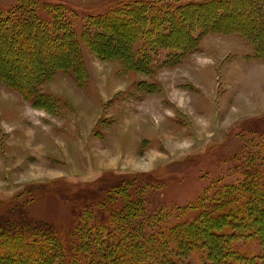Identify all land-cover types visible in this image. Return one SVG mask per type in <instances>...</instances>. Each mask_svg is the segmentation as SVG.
Returning a JSON list of instances; mask_svg holds the SVG:
<instances>
[{
	"label": "rangeland",
	"instance_id": "obj_1",
	"mask_svg": "<svg viewBox=\"0 0 264 264\" xmlns=\"http://www.w3.org/2000/svg\"><path fill=\"white\" fill-rule=\"evenodd\" d=\"M120 1L25 0L23 13L28 6L34 15L43 8L51 15L56 8L59 19L52 25L62 24L66 16L78 37L85 30L89 40L94 23L83 17ZM239 1L233 3L236 11L243 7ZM18 3L0 0V10L11 12ZM199 12L208 18L212 13ZM17 16V23L25 20ZM50 18L42 20L45 28ZM45 34L38 28L36 42L29 38L8 50L0 56V67L39 73L60 60V47L46 41ZM250 53L252 48L236 34L208 33L181 63L162 64L166 53L160 50L138 72L121 60H102L82 45L84 78L76 80L66 70L48 79L36 77L42 95L35 103L0 83V206L18 204L35 221L72 231V210L81 204V194L89 184L100 188L103 183L105 202L112 208L131 200L148 215L168 212L174 218L175 209L208 199L221 181L236 184L239 167L248 162L264 171V82L258 74L254 81L251 73L247 76L264 61ZM120 176L130 183L116 186ZM106 178L117 180L109 185ZM60 188L68 200L55 194ZM23 192L32 201L21 202ZM143 214L136 215L142 219ZM24 258L22 264L30 260ZM83 260L91 263V255ZM184 261L200 264L194 255Z\"/></svg>",
	"mask_w": 264,
	"mask_h": 264
},
{
	"label": "trees",
	"instance_id": "obj_2",
	"mask_svg": "<svg viewBox=\"0 0 264 264\" xmlns=\"http://www.w3.org/2000/svg\"><path fill=\"white\" fill-rule=\"evenodd\" d=\"M237 1L123 0L102 13L83 17L95 28L92 39L85 40V30L78 37L66 16L62 24L50 23L59 19L56 8L50 9L51 15L47 8L34 15L28 6L24 14L25 0H19L11 12L0 10V56L29 38L36 42L33 33L40 27L47 31L43 38L54 41L63 56L39 73L32 69L20 72L3 64L0 83L35 103L42 95L36 77L48 79L55 71L66 70L76 80L84 78L82 45L102 60L118 59L127 69L142 72L141 63L160 50L166 53L162 64L181 63L208 33L236 34L252 48L250 57L264 61V0H240L243 7L239 11L234 9ZM58 6L63 12L70 11ZM202 9H211L210 18L200 14ZM45 15L51 17L49 28L42 25ZM15 16L25 20L17 23ZM250 165L237 167L236 184L221 181L208 199L203 196L175 209L174 218L168 212L148 215L131 200L112 208L105 202L103 183L100 188L89 184L81 194V204L72 210V231L59 223L35 221L18 204L4 203L0 206V264H22L26 256L30 259L26 264H56L57 260L59 264H86L85 254L91 255L89 264H188L184 259L189 255L196 256L200 264H264V171ZM115 180L105 179L109 185ZM128 183L130 179L121 176L115 182L116 186ZM64 191L54 192L66 201L70 196ZM19 196L21 202L32 201L30 194ZM143 212L139 219L136 214Z\"/></svg>",
	"mask_w": 264,
	"mask_h": 264
},
{
	"label": "crops",
	"instance_id": "obj_3",
	"mask_svg": "<svg viewBox=\"0 0 264 264\" xmlns=\"http://www.w3.org/2000/svg\"><path fill=\"white\" fill-rule=\"evenodd\" d=\"M250 73L252 74L251 76H250ZM254 74H258L257 77H261L262 81L264 82L263 77H262L264 75V62L262 64H255V67H253L252 70L249 72L247 76H250L249 78L251 79V81H254V77H253Z\"/></svg>",
	"mask_w": 264,
	"mask_h": 264
},
{
	"label": "bare ground",
	"instance_id": "obj_4",
	"mask_svg": "<svg viewBox=\"0 0 264 264\" xmlns=\"http://www.w3.org/2000/svg\"><path fill=\"white\" fill-rule=\"evenodd\" d=\"M246 87V86H245ZM247 88V87H246ZM225 130H226V128H225Z\"/></svg>",
	"mask_w": 264,
	"mask_h": 264
}]
</instances>
